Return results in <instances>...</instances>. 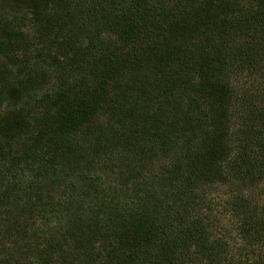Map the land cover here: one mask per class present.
Here are the masks:
<instances>
[{
    "label": "trees",
    "instance_id": "obj_1",
    "mask_svg": "<svg viewBox=\"0 0 264 264\" xmlns=\"http://www.w3.org/2000/svg\"><path fill=\"white\" fill-rule=\"evenodd\" d=\"M0 264H264V0H0Z\"/></svg>",
    "mask_w": 264,
    "mask_h": 264
},
{
    "label": "rangeland",
    "instance_id": "obj_2",
    "mask_svg": "<svg viewBox=\"0 0 264 264\" xmlns=\"http://www.w3.org/2000/svg\"><path fill=\"white\" fill-rule=\"evenodd\" d=\"M1 110V109H0ZM2 111L0 112V115H1Z\"/></svg>",
    "mask_w": 264,
    "mask_h": 264
}]
</instances>
